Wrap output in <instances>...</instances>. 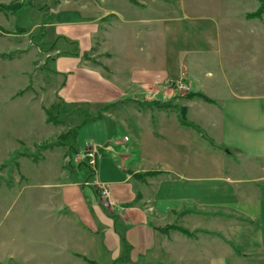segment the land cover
Listing matches in <instances>:
<instances>
[{
    "label": "crops",
    "instance_id": "0c3cea01",
    "mask_svg": "<svg viewBox=\"0 0 264 264\" xmlns=\"http://www.w3.org/2000/svg\"><path fill=\"white\" fill-rule=\"evenodd\" d=\"M12 1L19 3L17 11H0V54L14 53L10 58L0 56V109L4 105L8 116L16 105L13 102L27 96L26 108L38 112L41 131L54 127L47 122L44 104L35 98L36 93L29 90L18 95L24 83L15 89L9 81L14 77L26 81L24 75L38 52L30 45L55 42L52 81L60 84L53 93L62 104L83 107L91 115L72 139L73 146L77 150L89 144L99 148L95 170L85 163L91 176L84 182L86 186L81 185L78 174L71 179L66 171L58 176L60 180L41 184L53 188L55 208L66 212L60 219L74 224L64 244L67 252L79 255L76 259L81 258V263L90 260L91 264H264V95L248 93V86L237 88L231 78L227 95L218 97L200 83L194 84L197 80L186 60L166 54L160 58L156 51L160 35L167 47L166 32L171 26H155L157 18L151 26H137V19L126 15L132 16L133 8L121 0H102V5L97 1L82 3L73 7L76 13L83 12V17L76 20L65 19V7L58 0L50 6L45 21L43 10L37 6L40 1L33 0L37 16L32 25L16 24L31 18L32 3H0ZM112 14L118 17L111 19ZM39 27H43L41 34L31 39V33ZM219 27L207 28L216 44L226 42L218 36ZM113 32L122 33V49L118 52L111 48ZM67 45H74V50L61 48ZM138 53L147 56L139 58ZM160 70L179 72L193 91L213 100H183L180 107H185L188 122L198 129L179 122V112L174 108L177 104L161 108L160 103L151 102L158 96L152 83ZM205 74L210 75V69ZM168 95H172L170 91ZM161 97L170 100L166 95ZM191 107L199 109L198 116ZM171 117L180 131L192 129L194 137L204 140L203 146L192 142L190 133V143L183 139L167 147L156 145L159 136L168 135L157 130L160 120L165 124ZM7 125L5 141L0 130L1 154H8L7 145L15 138L20 144L34 139L29 131L7 136ZM131 125L135 128L132 142L126 133L119 137L111 131ZM85 127L92 133L80 140L79 133ZM72 128L76 130V126ZM194 146L198 149L192 150ZM62 147L70 149L69 145ZM191 151H198L199 160L192 159ZM147 171L156 173L138 175ZM98 184L110 191L114 204L110 209L99 203Z\"/></svg>",
    "mask_w": 264,
    "mask_h": 264
},
{
    "label": "rangeland",
    "instance_id": "374dc122",
    "mask_svg": "<svg viewBox=\"0 0 264 264\" xmlns=\"http://www.w3.org/2000/svg\"><path fill=\"white\" fill-rule=\"evenodd\" d=\"M31 1L33 0H26L27 3ZM34 1H40L37 6L43 10L45 21L49 19L50 6L58 0ZM61 1L65 7L62 14L67 20H76L78 16L83 17V12L76 13L73 7L82 6V3L87 4L89 1H97L100 2V5L103 4L102 0ZM121 1L130 4L129 6L133 8V15H126L130 17L129 19H137V26H151V21H154L155 18L158 21L154 23L155 26H171L166 32L168 35L167 47L162 44L163 40L160 35L156 51L160 58L166 54L165 57L178 56L181 60H186L190 65L188 69L194 81L197 80L194 84L200 83L205 89L211 91L213 96L218 97L227 95V82L231 78L230 80L234 82V85L238 84L236 85L237 88L242 87V85L248 86L246 87L248 93L254 92V94L264 95V9L260 17L247 16V13L250 14V12H254L261 5H264V0H139V2L137 1L138 4H131L128 0ZM123 5L125 4L120 2L119 6L126 10L127 6L124 7ZM30 8L31 18L25 17L22 21L18 20L16 24H34L33 20L37 14L33 3ZM109 17L112 19L118 16L112 14ZM211 26H220L221 32L218 36H222L226 42L216 44L214 41L216 38L211 36L207 29ZM42 29L43 27H39L36 33L32 32L31 39L36 38L34 35L39 36ZM111 43L113 44L112 49L117 52L121 50L122 33L113 32ZM55 46V42L30 45V49H34V51L38 49V52L36 54L37 59L32 63L29 72L24 75L26 81L23 77H14L10 78L9 82L15 89L24 83V87L29 88L27 91L31 90L36 93L35 98L44 104L43 108H48L54 104L53 114L60 122L42 132L40 128L42 123L38 112L26 108L28 105L27 96L13 102L16 105L11 112H8V116L4 111L5 106L1 105L0 130L2 141L7 139L6 124H8L7 136L12 133L18 135L23 131H29L34 139H29L27 144L26 142L20 144L19 139L15 138V142L7 145V147L10 146L8 154L6 151L3 154L0 152V264L92 263L90 260H82L81 263V258L76 259L79 255L75 256L67 252L64 244L70 238L72 234L70 231L74 224L60 219L66 212L55 208V200L51 197L54 194L53 188H46L41 185L42 183L45 184L46 181L54 180V178L60 180L61 178L58 176H62L65 171L68 172L71 179H75L73 176L76 177L78 174L77 179L82 186H86L84 182L91 180L85 161L74 159L75 152L81 151L80 149H66L62 147L65 145H56L44 150L37 147L40 143L55 142L58 132H64L70 127L77 126L88 114L83 107L62 104V101L53 93V90L60 84L57 83V80L52 81L54 76L52 75L51 61L55 54ZM67 46V48L64 46L61 48L69 51L74 50V45ZM42 51L46 53V56ZM86 55L89 57L88 54ZM138 55L139 58L147 56L140 53ZM93 61L96 62V60ZM207 68L210 69V75L205 74ZM224 72L226 74L225 79ZM154 78L153 88H156V92H158L157 99L151 101L154 105L160 103L162 106L159 107L165 108L166 105L177 104L174 105V108L179 112L181 104L184 103L183 100L191 99L186 96L190 91H193L192 85L179 72L173 71L172 74H169L160 70L155 73ZM176 82L178 84L182 82L188 89H178ZM168 89L172 95H168ZM163 95L168 96L170 100L160 99L159 97ZM82 97L86 99L87 95ZM128 101L135 102L134 100ZM139 101L138 103L141 102ZM191 108L192 111L195 110V107ZM193 114L198 116L199 109L195 110ZM27 117H29L27 120L23 119ZM161 122L160 120L159 123L162 126L159 124L157 130L159 132L163 130V134L168 135L167 137L159 136L156 145L167 147L172 142L183 139L187 143L191 142L188 134L192 129L186 127L184 131H180L172 117L165 124ZM82 125L76 127V130L74 129L73 137L68 139L69 143L72 144V139L78 135ZM133 129L135 128L131 125L129 128L115 127L111 131L119 137L126 133L131 137L132 142L135 138ZM91 133V130H86L85 127L79 133L80 140L88 137ZM190 135L192 134L190 133ZM42 138H46V140ZM199 138L202 137L199 136ZM191 140L192 142L194 140L200 142L202 146L204 144L203 139H198L194 135H192ZM192 145L196 144L192 143ZM191 148L192 150L198 149L197 146ZM50 151L52 152L49 153ZM198 151H191L194 161L200 158ZM19 153L25 154L19 155ZM28 153H38L37 159H32ZM95 188L101 206L105 209L114 206L111 198L109 205L103 204L100 189L97 186ZM69 243L70 240L66 245ZM72 245L73 247L76 246L74 243Z\"/></svg>",
    "mask_w": 264,
    "mask_h": 264
},
{
    "label": "trees",
    "instance_id": "16d2710c",
    "mask_svg": "<svg viewBox=\"0 0 264 264\" xmlns=\"http://www.w3.org/2000/svg\"><path fill=\"white\" fill-rule=\"evenodd\" d=\"M132 3H135V4H138L137 0H128ZM19 7V3L18 2H13L12 3H9V4H3V3H0V11H14V9H17ZM263 9H264V5H261L259 8H257V10H255L254 12H250L247 13V16L248 17H260L261 14L263 13ZM14 53H9V54H0L1 57H4V58H10L11 56H13ZM29 88L28 87H25V88H22V90H20L19 92H17L18 95L24 93L25 91H27ZM187 98H193V97H199V98H202L206 101H209V102H212L213 100L211 98H209L208 96L202 94V92L200 93V91H190L188 93V95L186 96ZM54 104H51L50 107L48 108H44V111H45V114L47 116L46 120L47 122H50V123H53V124H58L60 122V120H58L55 115L53 114V110H54ZM185 107L182 106L181 108H179V122L182 124V125H186V126H190V127H194L196 129L197 126L192 123V122H188L187 118H186V109H184ZM91 119V115L89 114H86V117L85 119L80 123L78 124L76 127L82 125L83 123H85L87 120H90ZM73 134H74V128H71L66 130L65 132L61 133L58 135L57 137V140L55 142H45V143H40L38 144V148L39 149H49V148H52L53 146H56V145H69L70 146V149H76V147H74V143H69V140L68 139H71L73 137ZM22 143V142H21ZM74 145V146H73ZM228 151V150H226ZM23 154V153H22ZM21 153H19V155H22ZM25 154V153H24ZM23 154V155H24ZM28 155H30L32 157V159H37L38 157V153H28ZM156 172H153V171H147V172H144L142 174H138L140 177H143L144 175H151V174H155ZM170 227H174V228H177L179 229L180 231L184 232V233H187V230L182 228V227H179V226H176V225H171Z\"/></svg>",
    "mask_w": 264,
    "mask_h": 264
},
{
    "label": "built area",
    "instance_id": "2783aa9c",
    "mask_svg": "<svg viewBox=\"0 0 264 264\" xmlns=\"http://www.w3.org/2000/svg\"><path fill=\"white\" fill-rule=\"evenodd\" d=\"M177 83V82H176ZM178 89H188L185 84L180 82L177 83ZM126 139V138H125ZM81 151L75 152L74 159H79V161H85L86 165L89 166L90 170H95V167L98 162L99 148L97 146L89 144L85 148L80 149ZM100 196L103 199V204L109 205L110 201V191L104 184H98Z\"/></svg>",
    "mask_w": 264,
    "mask_h": 264
}]
</instances>
